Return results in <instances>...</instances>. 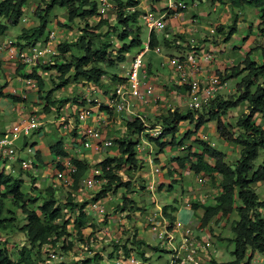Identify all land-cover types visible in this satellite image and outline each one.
<instances>
[{"label":"trees","instance_id":"16d2710c","mask_svg":"<svg viewBox=\"0 0 264 264\" xmlns=\"http://www.w3.org/2000/svg\"><path fill=\"white\" fill-rule=\"evenodd\" d=\"M158 2L160 0H150V2ZM185 2H194L202 0H184ZM211 2L216 0H210ZM224 4L227 2L231 9L240 8L243 5L252 6L257 9L258 23L257 30L259 36L255 37V47L249 48L240 64L232 66L224 70L222 73L215 71L221 84L229 78L243 74L240 80L235 84L234 94L227 97H221L218 94L200 109H186L185 113L177 109L167 110L165 114L157 115L155 124L159 125L160 132L156 137L144 134L147 141L153 143L156 147L155 154L162 152L167 146L179 147L189 140L200 126L207 122L214 123V131L217 136L225 142L235 144L238 147V156L233 163L225 160V154L205 141L193 138L191 144L198 147L197 151H191V144L183 147L185 156L175 157L176 164L181 168L184 162L188 163L189 170L193 174L202 173V175H212L217 173L220 176L219 193L215 195L210 203L202 206V215L199 219V226H205L207 222L217 216L218 218L228 217L235 212L236 219L230 223L232 236L225 240L232 244L230 254L232 259L224 262H216L209 259L208 264H241L246 253H261L264 251V218L261 216L258 208L264 207V201L258 200V196L251 187L252 183L264 181V154L260 164L255 168L253 161L258 155V150H264V131L262 126L256 124L253 120L255 114H259L264 121V0H217ZM28 0H0V36H3L10 26H15L19 22L24 13V7ZM138 0H112V13L114 15L113 23L98 11L96 0H37V4L32 10L34 22L29 27H21L16 35L15 45L19 49L33 46L37 43H43L47 39L48 31L46 25L49 16L54 7H61L65 10V17L68 23L74 21H82L83 25L78 27L79 34L72 41H58L55 45V54L53 60L49 64L41 66L42 69H53L54 86L45 91L43 98L45 103L53 105L51 94L54 90L63 88L69 83L93 84L103 87L100 82L101 78L107 73L106 67H112L117 63L125 60V53L131 48L141 45L138 34L139 9H137ZM95 18V24L89 21ZM64 26V23H57ZM236 19L233 18L232 23L226 27L223 41L228 38L236 30ZM119 28V29H118ZM221 25L215 27V32L221 33L224 29ZM117 32L116 38L120 42L118 48H111V42L105 40L108 32ZM181 37V36H180ZM128 40V42H126ZM148 48L154 49L158 44L168 46L170 40L163 36L161 42H158L156 33L150 31L147 37ZM177 46V45H176ZM252 50H258L261 60L257 61L250 58ZM19 51V50H18ZM17 52L16 56H18ZM6 58L0 56V74L2 75V60ZM16 67L23 65L18 60ZM13 61V62H14ZM48 63V62H47ZM23 77L32 78L37 85L38 96L43 91L44 80L36 73V68L32 67L31 71L23 74ZM114 82L121 81V77L116 74L111 75ZM260 80V81H259ZM7 85L4 80L0 84V97H10V101L16 102L18 97L13 96L9 92L3 93ZM51 97V98H50ZM9 99V98H8ZM247 102V112L236 117L233 124L225 123L224 117L229 109L236 107L241 102ZM73 104H83V100H77L72 97ZM47 112L46 106L43 107ZM102 109V106L101 108ZM188 122L186 129L182 135H178L179 124ZM191 126V127H190ZM125 134L114 138L112 143L116 149V153L112 156H106L99 159L96 163L99 175L95 177L105 178V183L95 193L94 200L104 197L108 192H114L117 188H123L126 193L134 191L133 185L129 180L122 181L121 171L128 169L135 171L141 164L137 158L136 147L140 134L144 131L145 122L141 117L134 116L124 121ZM238 130L234 135L233 131ZM4 131V130H3ZM3 131H0L2 135ZM27 138L24 137L22 144H26ZM34 144V143H33ZM48 153L53 160L59 156L69 157L71 164L75 167L72 174L71 187L76 188L80 179L86 173V169L90 167L85 160L71 157L63 147V140L57 138L48 144ZM34 158L36 163L33 166L43 162V158L38 148L35 149ZM154 160L157 161L155 157ZM57 169L61 168L59 164ZM142 165H140L141 167ZM170 170V169H168ZM18 175L0 170V232L14 226L15 211H18L22 217L20 225H15L16 229L21 232L24 237L25 245L17 250L18 258L15 259L16 264H36L35 257L32 256V250H46V246H54L60 242L61 246L68 250L74 242L68 238L72 235L67 231L69 219L63 222L59 220L64 216L63 207L58 203L54 196L52 185L45 188L47 196L37 204L36 208H32L29 204L33 203L32 199L22 188L23 179ZM16 172V173H17ZM31 179L33 175H29ZM144 186V185H143ZM141 186L142 188H144ZM171 186V184H170ZM170 188V187H169ZM71 196L67 195V205L70 210L76 209L73 215V235L76 240L82 242L84 237L82 228L87 226L85 212L83 206L71 201ZM133 205L131 207L130 205ZM121 207L128 205L130 210H139L134 200L126 195L121 196ZM12 207V209L10 208ZM170 211L175 210L172 205H164L162 212L170 221L173 220V212L166 213V208ZM10 214V216H7ZM223 239V238H222ZM87 243V239H84ZM131 245L114 244V250L110 257L116 256L117 252L122 251L123 257H127L132 251L138 259L145 261L142 240L133 238ZM134 244V245H132ZM135 247V248H133ZM133 248V250H132ZM156 250V247H151ZM135 250V251H134ZM36 253V252H35ZM102 257L98 253H94L92 257H86L77 262V264H99L98 261ZM0 264H14L8 249L5 246L0 247ZM64 264V263H60Z\"/></svg>","mask_w":264,"mask_h":264},{"label":"rangeland","instance_id":"374dc122","mask_svg":"<svg viewBox=\"0 0 264 264\" xmlns=\"http://www.w3.org/2000/svg\"><path fill=\"white\" fill-rule=\"evenodd\" d=\"M139 1H140V5H142V0H139ZM109 2L112 3V0H109ZM147 2L149 1L144 0V4H145L144 8L146 9L149 7ZM151 3H153V5L154 4L157 5V2L151 1ZM36 4H37V0H28V2L26 3L24 7V13L21 16L19 22L15 26H10L7 32L3 36H0V39H1L0 43H5V44H8L10 42L15 43L16 35L19 33L20 28L21 27L26 28L33 24L35 19L32 16V10ZM199 11L200 12L204 11L203 12L204 15L203 17H199L198 23L197 21L192 23L188 20V18H186L187 16H190V14H192L193 12L197 13ZM184 13H185L183 14L184 17L182 16V19H185L184 21L181 22V20L179 19V16L177 17V19L172 20V21L171 19H166L167 25L170 21H171V24L167 26V29L165 31L156 33L158 42H161L165 34L169 35L170 37V34L172 32V27H175V28L177 27V29H180L179 31L175 32L171 36L172 38L170 40L169 45L164 46L162 44H158L160 46V52H156L153 49H148L141 57L142 63H144L146 66L147 65L149 66V70L151 71V74H155V73L163 74L168 71V66L164 65V62H165L164 57H163L164 55H178V52H182L183 50L190 49V43H188L186 40L187 38L186 32H189L190 28L193 30L195 29L197 31L196 33L199 32V34L204 35L201 37H206V38L208 37V39L205 41L207 42L213 41L216 43V40H213V39L215 37L217 38L220 37V35H218L219 33L216 32L217 34H215L214 36H208L207 34L208 28L212 27L215 29L216 26L222 25L224 27L223 29H225L232 23V20L235 17L233 13L231 12V8L229 7V4L227 2L222 4L217 0L213 2H211L210 0L198 1L195 6L188 4ZM103 14L109 20L110 23H113L114 15L112 13V9L106 12H103ZM226 17L228 19L231 18V20H228L227 23L225 22L227 20ZM89 21H92V23L95 24L96 19L91 18ZM250 22L254 23L252 20ZM57 23H64V26L57 24ZM82 25H83V22L77 21V20L74 21L73 23H68L65 17V10L61 7H54V9L50 13L49 21L46 25V31L54 33L57 41L67 42V41H72L73 39L77 37V35L79 34L78 27L79 26L81 27ZM136 25L138 26V30H139L138 37H139V40L141 41V45L138 47H133L130 49L128 53H125L126 56H125L124 61L117 63L116 65L112 67H106L107 73L100 80V82L104 85V87L108 85L109 86L114 85V81H112L110 78L112 74H116L117 77L118 76L122 77L123 75H125L124 73L127 72L129 68L131 58L146 43L149 30L145 26L143 21L141 20L140 14H139V19L137 20ZM254 27H253V32L256 35ZM256 28H257V25H256ZM193 33L195 32L193 31ZM246 33H247V29L242 34L237 32L236 30V32L234 33L235 35H233V37H230L226 41L225 46L226 47H229L230 45L231 47L236 46L238 42L240 41V39L238 40V38H240L241 36H244ZM117 34H118L117 32L113 33L109 31L107 36H105V40H109L112 43L111 48L113 50L118 48V46L120 45L119 44L120 42L116 38ZM221 35L224 36V33H222ZM126 42H128V40ZM258 42H260L261 44L264 43L262 42V39ZM253 43L255 44L256 42H253ZM192 45H196V43L195 44L193 43ZM14 51L16 53L15 48H14ZM1 53L2 52L0 51V56H1ZM256 55L260 56L258 50H252V52L250 53V58L255 60L256 58L254 57ZM53 58H54L53 55H51L50 52H48V53H45L40 58H37L31 65L23 64L19 66L18 68L16 67V64H17L16 61L13 62L10 60H2V65L4 68H2L1 70L2 75L0 74V84L4 80L7 82L6 87L2 89L3 93L8 92L12 87H15L13 85L14 77L29 73L32 67L36 68V73L39 76H41V78L44 80L45 84L43 87V91L40 92L41 96H38L37 91L31 92L30 94L31 97L28 99V101H23V103H20V101H18L19 102L18 104H23V106L25 107V111L30 110L28 108L29 105H30V108H34L35 106H37L38 109L36 110V113L37 114L40 113V115L41 114L44 115L41 118L42 123L39 125L38 131H42L43 134H46L45 135V137L47 136L46 141H45L46 145H47V142L51 140V138L57 137V133H54V132L58 131L57 130L58 128L57 127L55 128V123L53 122V124H51V125H54L52 127L53 131L49 133V129L44 127L45 124L50 125V122H52L50 121V119L54 120V118L59 117L61 113L62 114L69 113L68 116L72 115L71 113V107L73 103L72 97H76L77 99H82L81 98L82 92L84 91V88L87 86V84H83L81 82L69 83L63 88L54 90V92L51 94L53 97L52 96H51L52 98L50 97L51 101H53V105L50 106V104H48L47 106V104L45 103V99L43 98V95L45 94L46 90L51 89L54 86L55 81L53 82L51 79L53 77V69L49 68L45 70V69H42L41 66L49 64V62L53 60ZM259 59H261V57ZM241 61L234 64L233 66L240 64ZM231 67L232 66H229L228 69ZM146 74H147V71H146ZM141 75L142 73L139 70V77H141ZM241 76L242 75H238L236 77L225 80V85L221 88L223 93H216V94L220 95L221 97H227L228 95H233L234 92L232 91L235 87V84L240 80ZM160 83L161 82H159V84ZM94 87L100 89L101 86L94 85ZM171 87L173 86L167 87V85L162 84V87L160 88L159 93L156 92V95L163 96L164 99H166V101L167 99L171 100L172 104L175 103L172 105L173 108H176L178 111L180 110L182 113H185V110H183V107H181L182 104L178 102H173L176 100H174V98H172V95L169 94V90L171 89ZM16 90H18V87H16ZM226 90H228L229 92H227ZM96 98H99L100 100L101 96L98 94ZM11 105H13V102L10 101V97H0V114H1L0 116L1 117L9 116V117H12V119L13 118L15 119L17 117L16 113L14 114L13 111L12 112L10 111ZM44 106L47 107L48 109L47 112L44 111V108H43ZM13 108L15 109V107H12V109ZM240 110H241L240 106L237 107L236 109H233V111L235 112H241ZM50 111L52 112L50 113ZM105 112L108 115V120L111 121L112 124L116 125L117 124L116 121H113L112 119V113L108 111H105ZM153 115L154 114H151L150 118H148L150 123H153V121H155L154 120L155 118H152ZM44 119H47L49 121L44 122ZM118 119H120L119 126L120 124L123 125L124 119L121 116L115 117V120L118 121ZM233 120L231 121L232 124L234 122ZM260 122H261L260 124L262 125L261 128L264 131V121L261 117H260ZM1 123L3 124L2 119L0 120V124ZM8 123L9 121H6L5 119V124L9 125ZM186 125H188V122L186 121L180 123L179 132L184 131L186 129L185 128ZM211 125L213 126V129H214L213 122H211ZM49 128H51V126H49ZM38 131H35L34 133L31 131L28 134V138H29L28 141L34 143L35 149L38 148V145H37L39 144L38 141L42 140V133H40L37 137L35 135ZM203 131H206V129H204ZM111 139L113 141L114 138L112 137ZM212 139L214 141L216 140L215 135L212 137ZM21 143H22L21 137L17 138L14 141V144L17 147H20ZM136 144H138V142H136ZM216 148L219 150H223V148L219 144L216 145ZM108 150H109L108 152L105 151L101 153L100 155L99 154L98 155L95 154V155H97V158L102 159L106 156H112L116 153V149L114 146H110ZM142 151L143 150L141 146H139V148L136 149L137 158L139 159L141 163L140 165L142 166L140 167L139 165V168L135 171L124 169V171H121L120 173L122 181H126L130 179V182L133 185L134 191L126 193V191L123 188L116 187V190L114 192H108L104 197L99 198L98 200H94L93 198L95 197V193H97V191L100 188L99 186L88 187L86 186V182L87 180H91L94 177V175H96L95 171L98 170V167L96 165L97 162L93 164H88L90 167L86 169V174H85V178L83 179L84 180L83 184H78L76 188L74 187L72 188L70 186L71 184L68 186H65L54 178V174H53L54 169L52 168V165H51L52 159L50 158L47 152V147L46 146L42 147L41 152L44 155L42 156L43 162L36 164L34 166L31 165L27 169L21 170L20 172V175L23 179L22 188L24 189V191H26L27 195L32 199L33 203L29 202L30 206L32 208H36L37 204H39L41 199L47 196L45 192V188L49 185H52L54 196L56 200L58 201V203L63 207V212H64V216L59 221L63 222V220H65L66 218L69 219V224L67 225V231L70 232L72 235L68 239L74 242V244L68 250H65L61 246L60 242L56 243L54 246H51L52 248L51 250H53V253H54L53 258L48 255L46 250L38 249V252L36 251V249L32 250V254H33L32 256L35 257L36 264H60L61 262L64 264H77V262L80 261L81 259H84L86 257H92L94 253H98L102 257V259L98 261L99 264H111V260L115 258V256L113 257L109 256V255H112V252L114 250L113 245L118 244L120 246L123 243L131 245L130 243H132L133 238L137 240H142L144 243L143 246L145 248H147L148 245H150V247H154L153 245H157L159 242L162 244L161 248L163 250L166 248L163 245V242L159 238L156 237V234L159 232L158 229H156L155 231L150 230L147 232L145 231L144 228H142L143 222L146 223V227H149V228L151 227V224H149L148 220H145V221L141 220V218L144 219L145 217V214H146L145 211L147 210L146 208L147 204L149 205V203L146 202L147 200L146 191L144 190L146 188L150 190V184H147V187L145 188V185H144L145 181H144L143 176H141L140 170L144 168L143 167V164L145 163L144 161H147L148 164H151L153 160L152 155L149 158ZM75 153L77 152H74L73 154L74 156H76ZM19 156L23 157L24 153L23 152L20 153ZM262 157H263V151L259 149L258 155L256 159L253 161L254 168L258 164H260ZM148 159H151L150 160L151 162H149ZM13 174L18 175L19 172L13 173ZM29 175H33L34 178L31 179ZM141 186H143L144 188H142ZM179 188L180 187L178 185L171 183V186H170L171 191L166 194V200H165L166 204L168 205L173 204L172 193L175 194V198H178ZM67 195H70L72 199L71 201L76 204L75 208H77L79 205L83 206L86 221L90 223L87 226L82 228V234H83L84 239H87V243H84L85 242L84 239L82 242L77 241L76 236L74 237L73 235L74 233L73 225H72L73 222L71 219L73 218V215L76 214L75 212L76 209H73L74 211H71L69 209L70 206L67 205ZM122 195H126L127 197L134 200L135 205L139 207V210L131 211L130 208H128V205L125 208L121 207L120 203H121ZM153 197L155 198V200H158L159 205H162V202L159 200L160 193L156 191L155 189L153 191ZM177 200L174 203L176 206L178 204H181V201L179 200V198ZM95 203H99V206L102 209L101 213H99L97 209L93 206V204ZM130 206L133 207L134 204L133 205L131 204ZM10 208L12 209V207ZM150 208L152 209L153 213L155 210H157L156 208L151 207V206ZM136 211H138V213H136ZM11 215L15 216L14 226L6 229L5 231L0 232V247L5 246L8 249L11 258L14 261V264H16L15 259L18 258L17 250L22 245H25L26 242L24 241V237L21 234V232H19L15 227V225L21 224L22 215L18 211H15L14 214H11ZM7 216H10V214H8ZM110 217L115 220L113 223L109 222ZM136 221H137V224H136ZM139 222L141 223V225ZM227 226L228 225L225 224L223 228ZM194 228L192 230L194 232L197 231V229H194ZM138 229H141V230L144 229L145 232L143 231L142 236L140 235V232L138 231ZM204 233H205V230H204ZM205 236L209 237L210 235L207 234ZM221 236L224 238H229L232 236V232L231 230H229V228L223 229L221 231ZM213 237L212 238L209 237L210 241H212V244L208 247L207 252L212 253L213 257L218 259L221 262L231 260L232 256L230 254V251L232 250V244L226 242L224 239L215 241ZM214 249L218 250L220 255H217L218 253L215 252ZM145 250H146L144 251V255H146L144 256L145 261L138 259L137 256H135V253L133 251L131 254L134 255L136 257V260L140 261L141 264H162L168 258V255L165 252L161 253L160 251H155L152 248L145 249ZM116 257H120L122 259L123 258L122 251H120V253L117 252ZM263 263H264V259H262V261H259V262L253 260L249 264H263Z\"/></svg>","mask_w":264,"mask_h":264},{"label":"crops","instance_id":"0c3cea01","mask_svg":"<svg viewBox=\"0 0 264 264\" xmlns=\"http://www.w3.org/2000/svg\"><path fill=\"white\" fill-rule=\"evenodd\" d=\"M251 7H249L248 5H243L240 8L231 9V12L235 16L234 18L236 19V25L235 26H236L237 32L242 34L247 29V33L244 36H241L240 38H238V40L240 39V41L238 42V44L236 46H233V47H231V45L229 47L225 46L227 40L223 41L224 36L221 34L225 33V31L227 30L226 28L221 32V34H218V35H220V37H218V38L213 37L214 38L213 40H216V43L213 41H209V42L205 41L208 39V37L207 38L201 37L204 35L199 34V32L194 34L195 37L193 36L194 39H193L192 43H194V44L196 43V45H194V49L196 51H200L201 49L204 50V49H208V48H210L214 51L213 62L208 63L206 61H201L202 65L204 67V70L207 73L215 72V71H219L222 73L224 70L228 69L229 66H233L234 64L243 60L245 53L249 50V48L255 47V44L253 43L255 40V37L260 35L257 28H256V25L258 22V17H257L258 12H257L256 8H254V7L251 8ZM203 12L204 11H202V12L199 11L197 13L193 12L192 14H190V16H187L186 18H188V20L192 23H194L195 21H197V23H198L199 17H203V15H204ZM183 14H185V13L183 12L179 16V19L181 20V22L185 20V19H182V16L184 17ZM228 20H231V18H229V19L227 18V20L225 22L227 23ZM251 20L254 23L250 22ZM171 21L168 23V25L171 24ZM253 27L255 28L256 35L253 32ZM179 30L180 29H177V27L176 28L172 27V32L170 34V37H169V35H166V38L168 40H171V38H172L171 36ZM210 30H213V33H210ZM236 30H235V32H236ZM207 32H208L207 33L208 36H214L215 34H217L215 32V29L212 27H209ZM234 33L230 37H233V35H235ZM203 38H205V39H203ZM194 40H195V42H194ZM1 42H3V41H1ZM10 43H13V42H10ZM181 45H183V44H181ZM13 46L15 47L14 43H13ZM156 49H157V52H160V46L159 45L156 47ZM194 49H192V50H194ZM180 50H178V51H180ZM188 51L189 50H183L182 52H178V55H164L163 56L164 60H165L164 65H167L166 61L168 59H171V58H174L177 56H183ZM6 54H7L6 50H3V52L1 53V55L6 58L5 60L14 61L15 57L17 59V56H15L13 59H8ZM16 54H17V49H16L15 55ZM254 58H256L255 60H257V61L261 60V59H259L260 56H258V55H256ZM167 66H168V71L166 73L151 74V71L149 70V66L145 65V68L147 71V77L146 78L148 81H150L152 83L155 93L156 92L159 93L160 88L162 87V84L167 85V87L173 86L169 90V94L172 95V98H174V100H176L173 102H178V103L182 104L181 107H183V110H186L185 105H184V101H183V99H184L183 87H181L180 85L177 84V77L173 74V71L171 69V65L168 64ZM2 67H3V65H2ZM24 70H25V68H24ZM243 74H245V72H243L241 75H243ZM159 82H161V83L159 84ZM13 83L15 84V81H13ZM224 85H225V82H223L221 84V87L218 89V93H223L221 88ZM226 91L229 92L228 90H226ZM232 92H234V89ZM106 93L107 92H105V95H106ZM30 94L31 93H29L27 95L26 101H28V99L31 97ZM100 96L102 98L101 100H104L105 96L103 94H101ZM157 96H158V99L153 104H152V102H149V104H142V103H138L137 101H134V100L129 101V108L131 111H125L122 113H117L114 110L107 109L105 107H102V109L99 108L97 111V109L95 107H93V109H94L93 113L97 114V118H95V117L89 118L86 121V124H90V125H94V126L98 127L99 132H98V136L93 139L92 145L87 149H85V148L82 149L79 146L80 143L78 142V137L82 133V126L86 125V124H81V123H77V122L73 121L74 117L72 115H70V118L66 119L67 122H65L66 126L69 128L70 131H61V128L57 129L58 131L54 132V133H57V137L51 138V140L47 142V145L45 144L46 137H47V136L45 137L46 134H43L42 131H38L35 134L37 137L40 133H42V140H39L38 141L39 144H37L38 150L40 151L41 156H44L43 153L41 152L42 147H44V146L47 147L50 142L54 141L57 138H61L63 140L64 149L68 152V154L71 157L85 160L88 164H93L99 160V158H97L98 154L100 155L101 153H103L105 151L106 152L109 151L108 150L109 147H107L103 144L104 141L112 140L111 139L112 137L117 138V137H120L123 134H125L126 130L124 127V122H123V125L120 124V126H119L120 119H118V121H117V120H115V117L121 116L125 121V120L131 119V117L133 118L134 116H138V117H141L143 119V121L146 122L148 125H151L152 123H150V121L148 120V118H150L151 114H154L155 116L153 115L152 118H155L157 115L165 114L167 110L176 109V108L172 107V105L175 103L172 104L171 100L167 99V101H166V99H164L163 96H161V95H157ZM239 106L241 107V110H240L241 112L233 111V109H236ZM28 108L30 110L32 109V108H30V105ZM34 108L36 110L38 109L37 106H35ZM30 110H28V111H30ZM10 111L12 112V105H11ZM105 111L112 113V119H113V121H116V123H117L116 125L112 124V122L108 120V115L106 114ZM246 111H247V102H245V101L241 102L236 107L229 109L227 111V113L224 117V122L232 124L231 121L233 119H234L233 121H235V117H237V115H240L242 113H246ZM24 112H25V107H24ZM51 112L52 111H50V113ZM72 112H73V107H71V113ZM66 114L61 113L59 115L60 116L59 118H61V115L65 116ZM59 118L56 117V120ZM1 119H2L3 124L2 123L0 124V131L8 130L11 123L15 120L14 118H13L14 119L13 120L12 117H9V116L8 117H1L0 116V120ZM5 119H6V121H9V123H8L9 125L5 124ZM56 120H55V118H54V120L50 119V121H54V122H56ZM253 120L255 123L261 125L259 114H255L253 116ZM47 121H49V120L44 119V122H47ZM51 124H53V123L50 122V125L45 124V126H44L45 128L49 129V133H51L53 131L52 127L54 125H51ZM74 125H75V127H73ZM49 126H51V128H49ZM204 129H206V131H203ZM183 132L184 131L178 132V135H182ZM233 132H234V135L238 133V131H233ZM144 134H147V131H143L140 134L139 139H138V144H139V146L142 147V150H143L142 152H144L147 157L150 158V156L152 155V158L155 157L157 159V161L154 160V158H153L151 164H148L147 161H144L145 162L143 164L144 168H142L140 170L141 176H143L144 181H145V184H144L145 188L147 187V184H150V190L147 188L144 190V191H146V198H147L146 202H148L149 205L147 204V206H146L147 210L145 211L146 212L145 217H144V219L141 218V220L145 221V220H147V217L151 216V217H153V221L155 223L161 222V220L169 221L170 223L173 222L174 220L180 221L182 224V227L175 230V241L176 242L179 241L180 233L183 231V228H189L191 235H193V237L197 241H200V243L203 247V250L198 252V254H199L198 257L202 258L203 260L206 258H209V259H213L216 262H221L218 259L214 258L212 253L207 252L208 247L212 244V241H210V238H212L214 236L213 238L215 241L226 239V238L221 236V231L223 229H226V228H229V230H230V223L232 220H234L236 218L235 212L230 213L228 215V217H223V218H218L217 216L212 217L207 222V224L205 226H201V227L199 226V219L202 215V206L204 204L210 203L212 201L213 197L219 193L220 176L217 173H213L212 175H202V173L193 174L189 170V166H188L187 162H184L183 166L181 168H179L178 165L176 164L175 157L185 156L184 150H182V149H183V147L190 145L193 138L201 139L214 148H216V145L219 144L223 148V150H221V151L225 154V160L228 163H233L235 161V159L237 158L238 147L235 144L228 143V142H225L222 139H220L217 136L216 132L214 131L213 126L211 125V122L210 123L207 122V123L203 124L202 126H200L198 128V130L194 134L191 135L189 140L185 141L184 145L179 146V147L167 146L162 152L157 153V154H155V152H156L155 148L156 147L153 145V143L146 140V138L144 137ZM214 135L216 138L215 141L212 139V137ZM27 139L29 140L28 137H27ZM94 145H97L98 148L95 149ZM197 150H198L197 145L191 144V151H197ZM262 151L264 154V150H262ZM47 152H48V147H47ZM74 152H77V153H75L76 156L73 155ZM77 154H78V156H77ZM95 154H97V155H95ZM80 155H81V157H80ZM50 158H51V156H50ZM148 160H149V162H151L150 161L151 159H148ZM157 164H158V166H157ZM168 169H170V170H168ZM143 170H145V171H143ZM85 174L80 179L78 184H83V182H84L83 179L85 178ZM197 176L203 177L204 182L198 183L196 181ZM169 182H171L175 185H178L180 187L179 193H178L179 194L178 198L181 201V204H178L177 206L174 204L178 198H175V194L172 193L173 204H170V205L174 206L175 210L170 211V209L168 207L166 208L167 214H169L170 212H173V220L172 221H170L168 219V217L166 215H164L162 212L163 211L162 207L164 205H168L165 203V200H166V194L171 191L169 188L171 183H169ZM251 187L254 189L255 193L257 194L258 200L264 201V181H258V182L252 183ZM154 189L160 193L159 200L162 202V205H159L158 200H155V198L153 197ZM188 203H189V207H187ZM150 206L156 208L157 210H155L153 213ZM258 211L260 212L261 216L264 218V207L258 208ZM136 213H138V211H136ZM109 219H110V221H109L110 223H113L115 221L111 217ZM136 224H137V221H136ZM223 224L224 225L226 224L228 226L223 228V226H224ZM140 225H141V223H140ZM142 228H144L145 231H147V232L151 230V227L150 228L146 227L145 222H143ZM193 228L197 229V231L194 232L192 230ZM144 229H142V230L138 229L141 236L143 234ZM204 230H205V233H204ZM207 234L210 235L209 236L210 238L205 236ZM161 245L162 244L160 242L157 245H153L156 247L155 251H160L161 253L165 252L168 255L167 249L165 248L163 250L161 248ZM140 248L144 249V251H146L145 249H149L151 247H150V245H148V247L145 248L143 245H141ZM214 251L218 253L217 255H220L218 250L214 249ZM144 256H146V255H144ZM168 257H169V255H168ZM262 259H264V251L261 253L252 252L250 254L247 252L244 259L242 260L241 264H249L253 260L259 262V261H262ZM206 264H208V263H206Z\"/></svg>","mask_w":264,"mask_h":264},{"label":"built area","instance_id":"2783aa9c","mask_svg":"<svg viewBox=\"0 0 264 264\" xmlns=\"http://www.w3.org/2000/svg\"><path fill=\"white\" fill-rule=\"evenodd\" d=\"M149 7L146 9L144 0H142V5L138 0L137 9H139L140 18L148 28L149 32L153 31L155 33L165 31L167 29L166 19L175 20L183 12H185L187 5H196L197 1L192 3L185 2L184 0H160L157 5H153L150 0ZM98 11L103 13L112 8V4L109 0H97ZM144 5V6H143ZM142 9V10H141ZM141 10V11H140ZM196 30L189 29L186 32L187 42L190 43L189 51L183 56H177L166 61V64L171 65L173 74L177 77V84L183 87L184 90V105L186 109H200L207 105V103L218 93V89L221 87V82L215 72L207 73L201 61L213 62L214 51L210 48L196 51L194 49L193 36L195 37ZM185 32V31H184ZM213 33V30H210ZM166 38V34L164 35ZM57 39L54 33L48 32L47 39L43 43H37L33 46L27 48H17L13 46V43H0V51H7V58L13 59L15 55L14 48L19 52L17 56L18 62L24 65H31L37 58H40L45 53L50 52L51 55L55 54L54 45L57 43ZM194 49V50H192ZM19 50V51H18ZM148 50V42L139 49L136 54L131 58L129 68L122 76V81L115 83L110 88H96L92 84H87L82 92L81 98L77 100H83V104H73L72 116L73 121L81 124H86V121L91 118H97V114L93 113L95 107L98 111L99 107L103 106L107 109L114 110L117 113H122L125 111H131L129 108V101H137L142 104H149V102L155 103L158 96L154 92V87L150 81L147 80L146 68L144 63L141 61V57ZM154 51L157 52L156 47ZM139 70L142 75L139 77ZM15 87L9 90V93L15 97H18L20 103L26 101L27 95L31 92L37 90V85L35 80L28 77H23V74L13 78ZM18 87V90H16ZM107 93L105 95L104 91ZM104 94V100H99L96 98L97 95ZM89 96V97H88ZM13 102L12 111L17 114L15 120L11 123L8 130H4L2 135H0V170H6L9 173H16L19 169L25 170L29 166L36 163L34 158L35 147L31 143H26L17 147L14 141L23 136H27L31 131L36 130L42 123L41 118L43 114L40 115L36 113V109L32 108L30 111L24 112L23 104H18L19 102ZM25 103V102H24ZM66 116V118H65ZM64 117L56 120L55 126L61 128V131H70L66 126V119L70 118V115L66 114ZM75 127V125L73 126ZM144 131L151 137H156L160 132L159 125L150 127L145 123ZM99 128L86 124L82 126V133L78 137L79 146L83 149H87L92 145L93 139L98 136ZM105 146H111L112 141L106 140L103 143ZM97 149L98 146L94 145ZM139 145H137V148ZM24 153L23 157H20V153ZM57 164L61 168L57 169ZM52 168L54 169V178L61 182L63 185L68 186L72 183V174L75 172V167L71 164L69 157L56 156L51 162ZM96 175H99V171L96 170ZM94 177L91 180H87L86 186L101 187L105 183V178ZM198 183H203L204 179L201 176L196 177ZM99 213L102 212L99 203L93 204ZM189 207V203L187 204ZM149 224H151V230L158 229L159 232L156 237L159 238L163 245L166 247L168 252V259L162 264H206L209 258L202 259L198 257V252L203 250L200 241H197L193 235H191L189 228H183L180 233L179 241H175V230L182 227L180 221L174 220L173 222L161 220V222H154L153 217H147ZM46 251L49 256L54 257V253L49 246H46ZM120 253V251H119ZM202 260V261H201ZM111 264H141L140 261L136 260V257L131 253L127 257L113 258Z\"/></svg>","mask_w":264,"mask_h":264},{"label":"clouds","instance_id":"9594fccd","mask_svg":"<svg viewBox=\"0 0 264 264\" xmlns=\"http://www.w3.org/2000/svg\"><path fill=\"white\" fill-rule=\"evenodd\" d=\"M96 1H97V0H96ZM97 4H98V2H97ZM111 4H112V3H111ZM111 9H112V8H111ZM156 47H157V46H156ZM148 49H149V48H148ZM153 50H154V49H153ZM121 78H122V77H121ZM122 80H123V79H122ZM122 80H121V81H122ZM118 82H119V81H118ZM115 83H117V82H114V84H115ZM89 84H90V83H89ZM92 85H93V84H92ZM103 87H104V86H103ZM110 87H112V86H109V85H108V86H105L104 88L106 89V88H110ZM100 88H102V87H100ZM8 92H9V91H8ZM106 92H107V90H106ZM104 93H105V91H104ZM100 95H101V94H100ZM103 95H104V94H103ZM100 99H101V98H100ZM102 107H103V106H102ZM99 108H101V107H99ZM55 120H56V118H55ZM53 122H54V121H52V123H53ZM54 123H56V122H54ZM145 123H146V122H145ZM55 128H56V126H55ZM38 129H39V127H38L36 130L32 131V132L34 133L35 131H38ZM58 129H59V128H58ZM147 134H148V133H147ZM148 135H149V134H148ZM24 137L27 138L28 135H27V136H23V137H22V141H23V138H24ZM111 141H112V140H111ZM26 143H31V144H33V142H29L28 139H27V142H26ZM21 145H23V144L21 143ZM33 145H34V144H33ZM112 145H113V143H112ZM112 145H111V146H112ZM137 145H139V144H137ZM107 147H110V146H107ZM136 148H137V147H136ZM50 248H51V247H50ZM51 249H52V248H51ZM52 253H53V250H52Z\"/></svg>","mask_w":264,"mask_h":264}]
</instances>
